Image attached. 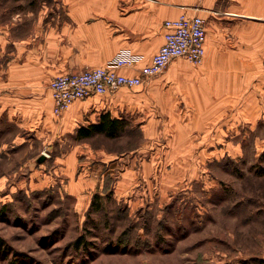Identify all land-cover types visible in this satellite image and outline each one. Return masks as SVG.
Wrapping results in <instances>:
<instances>
[{"label": "rangeland", "instance_id": "1", "mask_svg": "<svg viewBox=\"0 0 264 264\" xmlns=\"http://www.w3.org/2000/svg\"><path fill=\"white\" fill-rule=\"evenodd\" d=\"M137 106L115 137L0 152V264H264V108L194 134Z\"/></svg>", "mask_w": 264, "mask_h": 264}, {"label": "crops", "instance_id": "2", "mask_svg": "<svg viewBox=\"0 0 264 264\" xmlns=\"http://www.w3.org/2000/svg\"><path fill=\"white\" fill-rule=\"evenodd\" d=\"M183 13L204 19L200 64L175 58L148 80L161 84L145 82L131 98L121 87L53 113L52 78L104 66L124 49L140 59L119 71L138 74L163 43L164 21ZM263 62L264 0H0V152L39 157L43 137L76 138L80 126L120 118L130 104L149 111L146 126L161 118L194 134L251 119L249 109L264 108ZM77 151L67 148L71 165Z\"/></svg>", "mask_w": 264, "mask_h": 264}, {"label": "built area", "instance_id": "3", "mask_svg": "<svg viewBox=\"0 0 264 264\" xmlns=\"http://www.w3.org/2000/svg\"><path fill=\"white\" fill-rule=\"evenodd\" d=\"M163 43L138 74H125L123 67H133L140 56L124 49L106 65L80 72L56 76L49 82L53 113L60 115L75 100L91 94H107L121 87L135 88L160 74L175 58H184L194 65L202 62L205 54L206 29L198 15L180 14L163 23ZM264 68V62H263Z\"/></svg>", "mask_w": 264, "mask_h": 264}, {"label": "trees", "instance_id": "4", "mask_svg": "<svg viewBox=\"0 0 264 264\" xmlns=\"http://www.w3.org/2000/svg\"><path fill=\"white\" fill-rule=\"evenodd\" d=\"M124 128V122L119 118L110 117L109 114H101L100 119L96 123L80 126L77 129V139H87L94 135H104L106 137H115L119 135ZM78 238L76 244L80 243Z\"/></svg>", "mask_w": 264, "mask_h": 264}, {"label": "bare ground", "instance_id": "5", "mask_svg": "<svg viewBox=\"0 0 264 264\" xmlns=\"http://www.w3.org/2000/svg\"><path fill=\"white\" fill-rule=\"evenodd\" d=\"M45 156H46V154H45Z\"/></svg>", "mask_w": 264, "mask_h": 264}]
</instances>
